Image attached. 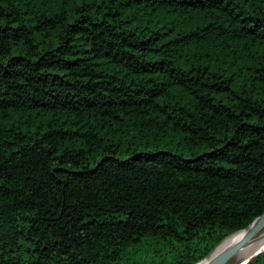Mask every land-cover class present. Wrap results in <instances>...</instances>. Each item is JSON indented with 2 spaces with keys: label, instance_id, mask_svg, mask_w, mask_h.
Listing matches in <instances>:
<instances>
[{
  "label": "trees",
  "instance_id": "trees-1",
  "mask_svg": "<svg viewBox=\"0 0 264 264\" xmlns=\"http://www.w3.org/2000/svg\"><path fill=\"white\" fill-rule=\"evenodd\" d=\"M263 213L264 0H0V264H197Z\"/></svg>",
  "mask_w": 264,
  "mask_h": 264
},
{
  "label": "water",
  "instance_id": "water-1",
  "mask_svg": "<svg viewBox=\"0 0 264 264\" xmlns=\"http://www.w3.org/2000/svg\"><path fill=\"white\" fill-rule=\"evenodd\" d=\"M264 228V213L257 217L247 228L241 229L237 232L249 230L246 238L242 240L241 242L232 245L230 247L223 248L224 243L226 242L227 238H225L221 243H219L215 249L204 259L199 261L197 264H228L229 261L233 258V256L236 254V252L239 250V248L248 240L253 238L258 232H260ZM235 232V233H237ZM233 233V234H235ZM232 234V235H233ZM231 236V235H230ZM264 253V250H262L259 254H257V257Z\"/></svg>",
  "mask_w": 264,
  "mask_h": 264
},
{
  "label": "bare ground",
  "instance_id": "bare-ground-1",
  "mask_svg": "<svg viewBox=\"0 0 264 264\" xmlns=\"http://www.w3.org/2000/svg\"><path fill=\"white\" fill-rule=\"evenodd\" d=\"M248 232L249 230H244L229 236L226 242L224 243L223 248L230 247L241 242L246 238ZM262 248H264V228L260 232H258L253 238L245 242L239 248V250L236 252L232 259L235 260V264H247L255 257H257V253L259 254L262 251Z\"/></svg>",
  "mask_w": 264,
  "mask_h": 264
},
{
  "label": "rangeland",
  "instance_id": "rangeland-1",
  "mask_svg": "<svg viewBox=\"0 0 264 264\" xmlns=\"http://www.w3.org/2000/svg\"><path fill=\"white\" fill-rule=\"evenodd\" d=\"M256 258H257V257H256ZM253 261H254V260H253ZM253 261H252V262H253ZM263 261H264V259H263ZM228 264H235V260H234V259L230 260ZM263 264H264V263H263Z\"/></svg>",
  "mask_w": 264,
  "mask_h": 264
},
{
  "label": "clouds",
  "instance_id": "clouds-1",
  "mask_svg": "<svg viewBox=\"0 0 264 264\" xmlns=\"http://www.w3.org/2000/svg\"><path fill=\"white\" fill-rule=\"evenodd\" d=\"M261 250H264V248H262ZM258 254V253H257Z\"/></svg>",
  "mask_w": 264,
  "mask_h": 264
}]
</instances>
